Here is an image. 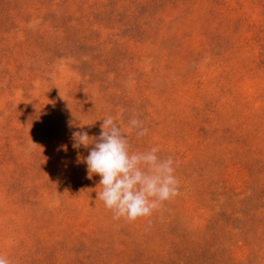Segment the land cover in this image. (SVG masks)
Masks as SVG:
<instances>
[{"label": "rangeland", "instance_id": "374dc122", "mask_svg": "<svg viewBox=\"0 0 264 264\" xmlns=\"http://www.w3.org/2000/svg\"><path fill=\"white\" fill-rule=\"evenodd\" d=\"M109 115L133 150L178 162L180 194L129 224L72 147ZM43 215L79 234L221 218L233 262L264 264L241 234L264 216V0H0V254L41 264L24 231L54 230Z\"/></svg>", "mask_w": 264, "mask_h": 264}, {"label": "trees", "instance_id": "16d2710c", "mask_svg": "<svg viewBox=\"0 0 264 264\" xmlns=\"http://www.w3.org/2000/svg\"><path fill=\"white\" fill-rule=\"evenodd\" d=\"M45 219L54 230L24 231L33 241L29 248L34 246L41 255V264H237L231 258V248L224 244H233L236 236H227L229 222L221 218L216 219L217 230H172L170 223L166 226L160 217L152 216L150 230H91L83 234L73 227L67 230L68 223L63 224L57 216L40 218ZM245 232L247 245L262 247L264 216H256L248 228L243 226L241 234ZM34 262L30 259L28 264Z\"/></svg>", "mask_w": 264, "mask_h": 264}, {"label": "clouds", "instance_id": "9594fccd", "mask_svg": "<svg viewBox=\"0 0 264 264\" xmlns=\"http://www.w3.org/2000/svg\"><path fill=\"white\" fill-rule=\"evenodd\" d=\"M128 125L137 137L148 134L149 130L136 118L130 119ZM100 129L98 136H90L85 130L72 131V147L77 150L78 162L86 164L89 178L100 176L101 190L96 192V199L111 210L113 219L134 222L150 217L180 194L175 174L178 162L171 155L159 156L158 146L147 151L133 150L127 133L111 115L102 119ZM81 147L89 150L82 161ZM0 264L12 261L0 254Z\"/></svg>", "mask_w": 264, "mask_h": 264}]
</instances>
